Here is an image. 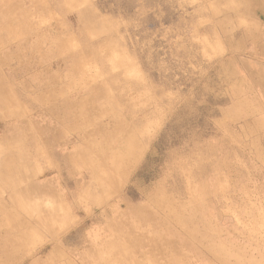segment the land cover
Returning <instances> with one entry per match:
<instances>
[{"label": "rangeland", "instance_id": "374dc122", "mask_svg": "<svg viewBox=\"0 0 264 264\" xmlns=\"http://www.w3.org/2000/svg\"><path fill=\"white\" fill-rule=\"evenodd\" d=\"M115 176L163 264H264V0H0V264H130Z\"/></svg>", "mask_w": 264, "mask_h": 264}, {"label": "crops", "instance_id": "0c3cea01", "mask_svg": "<svg viewBox=\"0 0 264 264\" xmlns=\"http://www.w3.org/2000/svg\"><path fill=\"white\" fill-rule=\"evenodd\" d=\"M54 128L56 127H54V124H53V129ZM58 128H59V125H58ZM58 128L56 129V131H60L59 129L61 128L59 129ZM51 131L53 130L51 129ZM54 144L55 146L54 145L49 146V148L55 149V153L56 152L58 154L63 153V152L65 153L69 149V145L67 144L58 145L59 144L58 142L56 143L54 142ZM70 154L72 153L70 152ZM61 155L63 157L62 158L63 160L67 159V154L65 155L61 154ZM80 170L81 172L79 174L81 175L84 169H80ZM82 176H80L79 178V180H81L79 182L80 184H78L79 186L85 183L84 182L85 178ZM107 179H108V187L105 189V192H103L104 189L101 185V188H100L101 194H102L101 196L94 195L93 193L89 192V188L86 187L88 188L87 189L88 192H86L85 190V193L82 196L81 195L79 196L80 204L84 206L85 208L87 206L86 202L90 200H94V204H93L94 206L99 205V204L102 206H105L103 208L105 210L102 209L100 212L102 216L104 215L106 219L111 220L110 222H113V224L111 223V227H113L114 230L116 231L121 232L124 230L130 233V238H127L128 241L121 243L122 247L124 248H122L121 252H119L118 255L121 256L122 261H124L125 259L126 260L131 259L129 261L130 264H145V263L146 264H163L162 262H164V260L166 261V257H165V254H163L159 243H160L161 237L163 239H165L166 237L164 226L163 225L162 226H155V225L145 226L146 223H144L143 221L142 222L139 221L141 223L140 227L136 226V224L134 223L132 213H131V210H132L131 207L133 208V206L130 204V202L126 198H124L123 194L119 195L120 190L122 189V181L118 180L116 176L110 177V178L108 177ZM56 180L58 182L59 179H56ZM63 184H65V182H63ZM60 189L62 190V188ZM58 196H60L61 204H59V209L62 210L61 218L63 220L62 222L64 223L66 221H69V217H71V215L73 216L72 210H71L72 207L71 205H68L65 201L67 200V194L65 193V190L62 191V194L59 193ZM109 204H112V205L106 208V206ZM124 205L126 207L121 208V206L124 207ZM109 212L111 214H109ZM120 219L121 221H119ZM106 222L104 224H106ZM120 222H122V227L120 226ZM114 223H116V225H114ZM155 233H158L161 236L156 237ZM131 235L134 236L133 238H135L136 240H133V238H131L132 237ZM136 241L138 243H136ZM181 244H183V242H181ZM184 245L186 246L187 250L184 252V255L182 253V255L178 259H176V264H213V262L209 259L208 261H205V260L200 261L197 256L193 255L194 254L193 249L196 250V248L193 247L189 242ZM145 246H150V247H148V250H146L145 252H140V249ZM138 256H140V260H142L141 262L137 260ZM151 261H153V263Z\"/></svg>", "mask_w": 264, "mask_h": 264}]
</instances>
